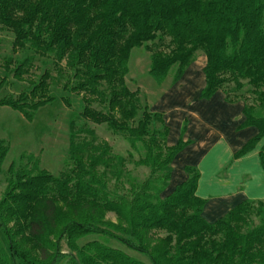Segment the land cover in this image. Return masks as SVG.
I'll return each instance as SVG.
<instances>
[{
	"label": "trees",
	"instance_id": "16d2710c",
	"mask_svg": "<svg viewBox=\"0 0 264 264\" xmlns=\"http://www.w3.org/2000/svg\"><path fill=\"white\" fill-rule=\"evenodd\" d=\"M2 30L14 33V51L34 52L9 57L7 76L24 79L35 56H42L52 58L58 79L46 70L28 91L0 105L33 119L55 99L57 79L65 81L64 90L82 95L85 107L71 119L66 168L58 175L34 155H22L6 171L0 264H59L69 256L64 243L73 264H264V200L245 199L210 222L207 201L196 193L201 172L192 165L168 192L173 162L188 142L169 145L163 113L143 107L126 81L136 47L151 52L149 73L159 84L173 69L178 82L203 52L202 98L223 90L228 101H237L250 87L255 102L245 104L239 128L254 126L258 133L235 153L245 155L264 139V0H0ZM88 122L105 124L136 151L142 147L133 162L148 167V176H133L129 159L99 141ZM9 149L0 140V177ZM261 157L264 165V146Z\"/></svg>",
	"mask_w": 264,
	"mask_h": 264
},
{
	"label": "rangeland",
	"instance_id": "374dc122",
	"mask_svg": "<svg viewBox=\"0 0 264 264\" xmlns=\"http://www.w3.org/2000/svg\"><path fill=\"white\" fill-rule=\"evenodd\" d=\"M14 39L15 35L13 32L9 30L0 31V83L5 80L0 89V99L9 96H18L22 92L28 91L33 83L36 81L38 82L40 76L45 73L46 70L51 71L52 75L58 79L52 58L42 56H35L31 71L29 74L27 73L24 75V79L19 80L13 74L7 76L8 72H6L4 64L9 57L18 60L34 54L31 49L14 51ZM205 60V54L199 52L194 61L195 67L193 68H196V70L199 69L198 66L204 64ZM150 65L151 52L145 47L134 48L130 57V72L127 75L126 81L131 90H138L143 107L148 106L151 111H155V106L159 104L161 100H165L163 105L172 107V111L170 112V123L172 129L171 140L173 141L180 132L182 114L186 109L190 108V106L197 104V101L192 103L193 100H196V94L191 90L187 92L186 95L170 97L180 93V91L182 92L185 88H189L190 81L182 78L183 80H181V82H174L173 69L167 79L159 84L149 73ZM11 66V68H13L15 65L12 64ZM192 70V68L189 70L187 68L186 72H193ZM57 79L52 80L51 84V92L55 99L40 107L33 119H28L23 113L9 106L0 105V140L7 141L10 146L3 164L4 173L0 177V195L3 193L7 184L6 171L10 164L14 160H19L22 155H34L38 157L41 167L54 175H58L66 168L65 160L70 145V122L74 115L83 111L85 102L82 95L64 90L63 83L65 81H57ZM249 88V86H246L243 90L238 92L243 96L238 101H242L244 104L255 102L253 95L249 92ZM234 96V92H231V97L234 98ZM156 111L160 112V110ZM142 112L143 110L140 112L139 117L142 116ZM233 115H237V111L234 109L219 110L217 116L222 119V129L229 128L230 123L234 121ZM79 122L82 124L84 120L80 119ZM88 124L96 130L99 141L105 140L111 145L113 153L122 154L129 159L127 166L133 176L139 180H143L148 176L150 171L148 167L136 166L133 162L144 153L142 147L140 148V152L134 150L122 135L115 134L108 129L105 124L97 125L92 122H88ZM197 129L198 126L195 127V130ZM130 151L133 153V157L129 155ZM221 156L224 158L223 155ZM183 158L184 157L179 156L177 157V162L173 163L175 164L173 165V169L175 168V170L168 192L173 190V187L180 182L182 174L185 173L181 166L185 161ZM107 217L111 220H116V215L114 213H108ZM161 234L163 235V233ZM0 237L3 242L6 243L1 231ZM94 237L95 236H90L83 239L81 244ZM110 244L126 250L133 256L148 261L145 255L130 250L117 241L112 240ZM64 252L68 253L69 256L63 258L59 264H73L71 262L73 254L65 243Z\"/></svg>",
	"mask_w": 264,
	"mask_h": 264
},
{
	"label": "crops",
	"instance_id": "0c3cea01",
	"mask_svg": "<svg viewBox=\"0 0 264 264\" xmlns=\"http://www.w3.org/2000/svg\"><path fill=\"white\" fill-rule=\"evenodd\" d=\"M205 59V63L198 66L199 69L193 68L194 62L188 67V70L192 68L193 72H189L190 74L185 72L183 75V79L190 81L189 88L170 96L180 97L193 90L196 100L192 103L197 101L196 105L190 106L182 114L180 132L173 141L170 123L172 107L163 105L165 100H161L162 102L155 107L163 113L165 121H168L166 123L170 126L169 145L176 144L181 138L188 142L177 157H184L185 161L181 164L184 172L186 165L195 166L200 170L201 176L196 193L207 201L204 217L214 222L245 199L264 200V165L261 157L264 139L245 155L235 157V153L258 133V129L254 126L239 128L245 120L243 112L245 104L238 100L228 101L223 90H218L211 98L201 97L206 85L203 71L207 61L206 55ZM182 78L178 82H181ZM226 109L236 110L237 115L232 116L234 121L230 123L228 129H222V119L217 115L219 110ZM177 157L174 162H177ZM187 176L186 172L182 174L179 183Z\"/></svg>",
	"mask_w": 264,
	"mask_h": 264
}]
</instances>
